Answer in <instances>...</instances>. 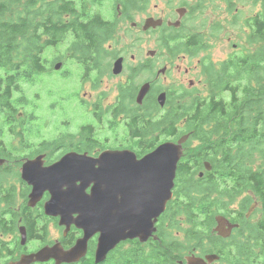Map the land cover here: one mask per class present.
Wrapping results in <instances>:
<instances>
[{
	"label": "trees",
	"instance_id": "16d2710c",
	"mask_svg": "<svg viewBox=\"0 0 264 264\" xmlns=\"http://www.w3.org/2000/svg\"><path fill=\"white\" fill-rule=\"evenodd\" d=\"M105 1L0 0V119L6 126H15L16 121L32 125L33 114L25 120L17 117L19 109H25L27 104L22 84L34 85L37 78L51 71L48 59L43 58L46 48H55L52 53L56 54L65 46L59 60L73 61L81 67L82 78L99 82L106 59L114 57L104 46L116 33V19L109 20L101 14ZM221 1L227 12L233 13L232 24L238 23L234 26L243 31L242 44L217 65L202 62L206 96L185 93L177 103L170 99L169 109L161 116L152 107V150L166 140L185 135L189 138L184 150L193 141L199 143L196 149L183 152L177 166L174 196L157 224L158 240L129 242L127 250L116 249L106 264H178L187 251L196 252L198 257L215 254L219 263L264 264V0H250L255 11L244 19L236 10L239 0ZM120 2L122 11L128 13L129 6L137 12L146 8L145 0ZM180 30L159 36L160 47L170 56L195 55L206 49L205 38ZM143 70L140 67L137 72ZM130 87L122 86L119 94H131ZM14 94L19 97L14 99ZM118 110L116 107L115 115ZM136 126L131 128L138 129L132 138L139 137L141 144L130 148L142 155L151 150V141L143 144L149 128L142 123ZM78 135L90 149H104L94 139L92 128H81ZM157 135L162 136V141L156 142ZM46 146L45 150L52 149V144ZM72 148L84 149L80 145ZM52 156L53 153L48 155ZM205 163L211 170L199 179L196 176ZM239 199L240 210H247L254 199L261 219L250 225L243 212L230 217L234 211L227 205ZM217 214L238 224L227 239L212 233ZM180 229L185 230L187 238L182 245L172 234ZM188 242L193 245L186 248ZM83 264L92 262L86 259Z\"/></svg>",
	"mask_w": 264,
	"mask_h": 264
},
{
	"label": "rangeland",
	"instance_id": "374dc122",
	"mask_svg": "<svg viewBox=\"0 0 264 264\" xmlns=\"http://www.w3.org/2000/svg\"><path fill=\"white\" fill-rule=\"evenodd\" d=\"M145 2L146 8L142 12L134 13L131 20L124 22L122 26L120 23L123 21H120L118 26L116 24V33L105 44V49L109 50L113 56L118 54L123 56L128 69L140 65V62L142 63L146 58H149V51L152 50L154 54L156 52L154 56L152 55V73H148V75L142 73L133 81V86L140 85L145 78H152V82L159 84L156 85L157 87L160 86L172 97L176 95V92L178 95L181 94L178 96V100L181 96L185 97V93H191L192 96H206L207 85L202 74V62L209 61L213 65L219 64L235 52L237 46L241 45L244 40L243 31L238 26H234L238 23L232 24L233 13L227 12L226 6L221 0H145ZM235 4L236 10L241 11V19L251 16L255 11L251 9L250 0H239ZM181 8L185 9V14H187V10L190 15L183 20L180 31L189 33V35L198 34L202 36L205 38L207 47L195 55L181 53L171 57L160 47V32H152V34L142 32L141 26L148 16L153 18L165 17V22L169 20L175 23L177 21L175 10ZM191 8L194 9V14H191ZM95 10L97 11V8ZM101 14L110 20L111 14L114 17L117 16V10L107 0L102 6ZM132 22L138 24L136 28L131 29L130 24ZM64 48L65 46H61L57 50V55L55 52L52 53L55 48H46L43 58L48 59L47 65L51 71L37 78L34 85L22 84V91L26 96L27 104L24 106L25 109H19V114L22 113L21 119L23 120L27 119L29 114H33L32 125L23 131L22 127L25 126V123L16 121L15 127L7 130V126L0 119V142L2 143L0 146L19 156L31 152L30 148L35 149L40 143L52 144L53 150L58 145H60L59 148H72L80 145L87 149L85 141L78 135L81 128H92L94 139L105 149H122L133 146L135 138H132V133L138 129L125 128L122 124V118L126 119V116H120L119 110L115 115L118 91L127 84L129 70L114 76L111 73L113 60L107 58L105 71L101 72V78L95 84L92 78H82V72L76 63L70 60L67 62L63 59L59 60V54H62ZM132 55H134V60L131 59ZM60 63L62 64L60 69L55 71V65ZM164 67H166V73L160 75L156 80L157 74L159 75ZM185 70L189 71L188 75L185 74ZM190 82H192V87L189 85ZM16 97L19 95L14 94L13 98ZM131 102L129 101V105ZM126 109L129 107L127 106ZM160 112H158L160 116L164 114V112ZM17 117L19 118V115ZM154 137L148 136L143 144L152 141ZM157 138L156 142L163 139L159 135ZM166 141L175 142L173 139ZM23 142L31 144V147L24 148L25 145H21ZM197 146H199L198 142H191L184 153L196 149ZM52 149L47 151L49 155L53 153L52 157H58L61 154V152H57L58 149L54 152ZM240 201L241 199L237 203L233 202L229 206L227 205L229 210L234 211L230 217H236V212H243L244 219L250 225L261 219L260 209H258V204L254 199L247 210L239 209ZM225 204L227 203L225 202ZM216 216L222 215L217 214ZM227 219L231 220V218ZM182 226L184 229H188L183 222ZM184 231L180 229V231H173L172 233L181 245L187 242ZM56 235L57 228L49 226V236L54 238ZM188 244H186V248L193 245L189 242ZM128 248L129 245H126L122 250ZM187 253L188 251L184 255Z\"/></svg>",
	"mask_w": 264,
	"mask_h": 264
},
{
	"label": "water",
	"instance_id": "95a60500",
	"mask_svg": "<svg viewBox=\"0 0 264 264\" xmlns=\"http://www.w3.org/2000/svg\"><path fill=\"white\" fill-rule=\"evenodd\" d=\"M161 23V20L148 18L143 29L160 27ZM178 24L179 21L173 26ZM61 65H55L54 70L58 71ZM121 72L122 58H118L111 73L117 76ZM148 90V84L140 87L136 98L138 104ZM157 103L164 106L165 93L157 97ZM188 138L185 135L176 142H163L141 158L129 149H107L95 158L87 153L68 152L45 168L42 167L44 155L26 161L21 173L22 179L32 187L28 205H35L48 191L51 197L45 203V215L58 217L59 226L66 227L65 233L70 225H74L82 231V236L67 250L55 243L23 255L10 264L50 260L54 264L77 263L86 256L88 241L96 234L95 264L105 262L108 254L121 242L155 240L158 219L173 197L177 166ZM205 169L210 170L208 163H205ZM91 183V193L86 194L85 189ZM215 221L213 233L222 238L229 236L237 227L222 216H216ZM218 260L215 254L204 257L191 255L178 264H213Z\"/></svg>",
	"mask_w": 264,
	"mask_h": 264
},
{
	"label": "flooded vegetation",
	"instance_id": "af4514ba",
	"mask_svg": "<svg viewBox=\"0 0 264 264\" xmlns=\"http://www.w3.org/2000/svg\"><path fill=\"white\" fill-rule=\"evenodd\" d=\"M122 1L124 3L126 2L128 4H133L134 2H137L139 0H122ZM109 2H111V5L113 6V8L117 10V16L114 17L111 14V19L112 20L116 19L117 22L115 24H117V26L120 21H123L120 23V26H122L124 22L126 23L129 20H131V17L134 13H138L136 11V8H131L130 6L128 7V10L130 11L129 13L125 10L122 11L124 6H123V3L120 2V0H109ZM175 13L177 14V21H179L178 26L176 27L173 26L174 23H172L169 20H166L165 22V17H157L154 19L161 20L162 22L161 26L156 27V28L150 27L149 29L144 30L143 27H144L145 20L148 18H153L152 16H148L144 19L143 25L141 26V31L150 32L151 34L152 32L154 33L160 32V34H164L172 30H180V26L183 20L188 16V12L186 10L187 14H185V9L181 8V9H176ZM130 25H131V29H133V28H136L138 24H136L135 22H132ZM164 51L168 53L166 50ZM155 54L154 52H152V50L149 51V58H146L145 61H143L142 63L140 62V65L131 67L129 69L126 66L125 58L123 56H120L118 54L112 58L113 63L118 58H122V72L125 70H129L130 72L127 78L128 81L126 85L131 86L130 88H131L132 93L131 94H124V93L118 94L117 99H116V107L121 112L120 116L121 115L126 116V119L122 118V124L125 128L126 127L137 128L136 124L139 125L140 123H142L143 126L149 128V136L151 138H152V107H155L157 108V110L166 113L167 110L169 109V104L172 103L170 102V99L177 100L175 101V103L178 102V99H177L178 92L174 91L176 92V95L172 97L169 92H166L160 86L157 87L156 85H159V84L152 82V78H145L144 82H142L140 85H137V86H133L134 83H130L131 80L135 81L136 78L140 77L142 73H146L147 75L148 73L149 74L152 73V68H153L152 67V60H153L152 55L154 56ZM184 56L182 57L183 59L186 57ZM131 59L134 60V55L131 56ZM198 63L200 65L199 61ZM140 67H143L144 70L142 72H137V70ZM162 70L164 71L161 72L159 75L157 74L156 80L158 79L160 75H164L166 73V67H164ZM188 73L189 71L185 70V74L188 75ZM144 84H148L149 90H148V93L142 99L141 104H138L136 101V98L138 96L140 87ZM189 85L191 86L192 82H190ZM161 93H165V104L163 107H160L157 103V97ZM129 101H132L131 105H129ZM127 106L129 107V109H126ZM131 115H134V116L130 117ZM19 118H22V113L19 114ZM14 127L15 126H7V128H9L10 130L11 128H14ZM25 128H28V126L25 125L24 127H22V130L24 131ZM17 129H20V128H17ZM22 138L23 136L21 137V139ZM85 143H86L85 147L87 149H83L82 151L75 150L74 148H59L57 152H61V154L58 157H53V158L48 157L49 155L47 153L48 150H45L46 144L44 143L43 144L40 143V145L37 144L35 149L30 148L31 152L23 153V155L21 156H19L18 154H15L14 152L6 151L2 146H0L2 147L0 148V264H10L12 262L18 261L23 255L35 253L42 247L52 246L55 243H59L63 247V249L67 250L74 245L75 241L78 238L82 236V231L76 229L74 225H70L68 231L65 233L66 227L59 226L58 217H52V216L45 215L44 206H45V203L51 197L48 191H45L43 193L41 199L35 205L33 206L28 205V201H29L28 196L31 193L32 187L28 185L22 179L21 168H22V165L26 161L35 159L36 157L41 156V155H44L42 167L45 168L59 161L60 158L68 152H76L80 154L87 153L89 156L95 158L103 150H107L105 148L104 149L96 148L95 150H92L90 149L91 146L87 142ZM134 144H141L139 137L135 139ZM0 145H2L1 142H0ZM21 145H25L24 148L31 147L30 146L31 144H28V143L25 144V142H23V144ZM109 149L111 150L129 149L135 152L134 150L128 147L122 148V149L120 148H109ZM150 151H152V141H151ZM135 153L137 155V158H141L142 156L146 154L145 153V154L139 155L137 154V152ZM209 171L205 169V164H204V169L198 172L197 178L199 179L202 178L205 174L204 172H209ZM92 185L93 183H91L89 187L85 189L86 194L91 193ZM64 190H66V188H64ZM173 196H174V189H173ZM225 219L229 223L235 224L231 222L230 220H228L227 218ZM158 222H159V219H158ZM49 226H55L57 228V235L54 238H51L49 236ZM215 227H216V221H215L214 227L212 228V233ZM236 228H238V225ZM234 229H232L229 236L223 239H227L228 237H230ZM213 234L216 235L215 233ZM157 235H158V228H157V233H156V239L154 241L158 240ZM97 239H98V235L96 234L88 241L86 256L83 259H81L79 262L71 263V264H83V262L86 259H89L92 262V264H95L94 257H95ZM151 240L153 239L148 240L146 243H148ZM132 241H138V240H132ZM132 241L128 240L125 242H121L113 251H111L108 254L105 262L101 264H106L107 259L111 256V254L114 253L116 249L123 248L124 246L129 245L128 243ZM191 255L197 256L196 252L195 253L191 252L189 254L184 255L182 258V261L184 260V258L191 256ZM206 255L208 254H205L201 257H204ZM32 264H54V261L50 260L45 263L34 262ZM213 264H219V260L214 262Z\"/></svg>",
	"mask_w": 264,
	"mask_h": 264
},
{
	"label": "bare ground",
	"instance_id": "6f19581e",
	"mask_svg": "<svg viewBox=\"0 0 264 264\" xmlns=\"http://www.w3.org/2000/svg\"><path fill=\"white\" fill-rule=\"evenodd\" d=\"M82 2V1H81ZM70 5V4H69ZM123 7V6H122ZM96 8V7H95ZM65 12V11H64ZM89 12V11H88ZM76 14V13H75ZM12 15V14H11ZM129 16V15H128ZM53 17V16H52ZM36 31V30H35ZM63 31V30H62ZM20 37V36H19ZM21 39V38H20ZM123 39V38H122ZM69 40V39H68ZM65 42V41H64ZM116 42V41H115ZM60 43V42H59ZM11 49V48H10ZM34 60V59H33ZM59 62V61H58ZM37 68V67H36ZM81 68V67H80ZM22 72V71H21ZM108 77V76H107ZM87 78V77H86ZM12 85V84H11ZM17 85V84H16ZM187 97V96H186ZM197 97V96H196ZM20 100V99H19ZM69 101V100H68ZM33 105V104H32ZM210 105V104H209ZM37 107V106H36ZM184 108V107H183ZM211 108V107H210ZM145 109V108H144ZM175 109V108H174ZM217 110V109H216ZM64 113V112H63ZM65 114V113H64ZM200 114V113H199ZM212 115V114H211ZM90 118V117H89ZM57 120V119H56ZM70 121V120H69ZM62 122V121H61ZM3 126V125H2ZM81 126V125H80ZM251 126V125H250ZM30 127V126H29ZM163 127V126H162ZM114 128V127H113ZM8 130V128H7ZM10 130V129H9ZM23 132V131H22ZM27 135V134H26ZM35 135V134H34ZM19 178V177H18ZM27 191V190H26ZM10 198V197H9ZM11 200V199H10ZM231 204V203H230ZM36 212V211H35ZM211 213V212H210ZM243 222V221H242ZM202 225V224H201ZM12 226V225H11ZM5 230V229H4ZM45 231V230H44ZM235 260V259H234ZM227 261V260H226ZM107 263V262H106ZM234 264V263H233Z\"/></svg>",
	"mask_w": 264,
	"mask_h": 264
}]
</instances>
